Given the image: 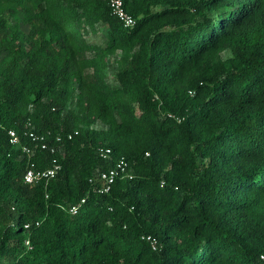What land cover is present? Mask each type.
Listing matches in <instances>:
<instances>
[{
	"label": "trees",
	"instance_id": "16d2710c",
	"mask_svg": "<svg viewBox=\"0 0 264 264\" xmlns=\"http://www.w3.org/2000/svg\"><path fill=\"white\" fill-rule=\"evenodd\" d=\"M124 4L0 0V264H264V0Z\"/></svg>",
	"mask_w": 264,
	"mask_h": 264
},
{
	"label": "built area",
	"instance_id": "2783aa9c",
	"mask_svg": "<svg viewBox=\"0 0 264 264\" xmlns=\"http://www.w3.org/2000/svg\"><path fill=\"white\" fill-rule=\"evenodd\" d=\"M110 6L112 8L113 13L118 16L123 22L126 27H132L136 24V19L133 17L126 9L124 0H110ZM2 130H6L10 136V141L13 144H20L21 143V137L19 133L13 129L6 127L1 121H0V132ZM29 137L33 142L38 143L42 149H46L51 151V153H56L58 150L57 143H60L64 140L65 137L68 139L73 138L75 133H68L66 136L64 135H58L56 136L55 144H52L49 141V138L46 133H37L33 130L27 132ZM23 151L27 153L29 156H32L33 153V147L27 144H23ZM100 154L104 158H108L112 154L111 148H101ZM62 167V164L59 162L58 158L54 156L52 160V164L48 167L40 168L34 160L30 161L29 168L27 169L24 179L27 183H35L38 181H46L48 182L52 178H54L58 172L60 171ZM129 163L126 159L121 158L117 164L108 170H99L98 173H96L92 178L91 181H100L101 187L100 192L102 193H109L113 187V184L116 182L118 177H129L132 178L133 174L128 169ZM77 205H74L71 208L72 213H76L78 211ZM26 227H29V225H26ZM148 239L151 240L153 243L154 248H156V239L148 236ZM30 242L27 241V244Z\"/></svg>",
	"mask_w": 264,
	"mask_h": 264
},
{
	"label": "rangeland",
	"instance_id": "374dc122",
	"mask_svg": "<svg viewBox=\"0 0 264 264\" xmlns=\"http://www.w3.org/2000/svg\"><path fill=\"white\" fill-rule=\"evenodd\" d=\"M102 27V26H101ZM90 39L91 40H94V41H101L102 39V31H99L98 33L96 34H90ZM116 68H117V64L116 63H111L110 64V68H109V80L114 83V72L116 71Z\"/></svg>",
	"mask_w": 264,
	"mask_h": 264
}]
</instances>
